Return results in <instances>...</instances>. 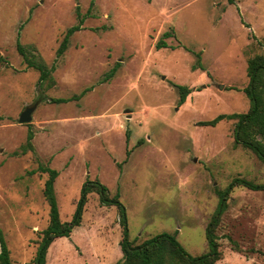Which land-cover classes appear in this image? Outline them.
I'll use <instances>...</instances> for the list:
<instances>
[{
	"label": "rangeland",
	"instance_id": "1",
	"mask_svg": "<svg viewBox=\"0 0 264 264\" xmlns=\"http://www.w3.org/2000/svg\"><path fill=\"white\" fill-rule=\"evenodd\" d=\"M17 40L53 68L51 83L38 84ZM263 52L264 0H0V228L13 264H31L49 221L47 173L30 172L40 164L59 173L62 221L75 217L87 180L124 207L89 192L46 264H116L120 216L135 244L176 233L190 255L206 253V225L224 198L216 264H264V191L228 187L234 178L264 184V163L234 145L235 120L200 124L249 109L247 60ZM172 83L193 88L180 105ZM32 104L31 122L19 123ZM29 129L33 151L23 154Z\"/></svg>",
	"mask_w": 264,
	"mask_h": 264
},
{
	"label": "trees",
	"instance_id": "2",
	"mask_svg": "<svg viewBox=\"0 0 264 264\" xmlns=\"http://www.w3.org/2000/svg\"><path fill=\"white\" fill-rule=\"evenodd\" d=\"M82 18L80 20V23ZM73 25L68 28L57 48V56H60L68 47L70 36L80 28L81 24ZM171 34L164 32L162 37L158 40L156 47L161 48L166 46L165 38ZM16 49L23 57V61L28 67L34 68L39 72L38 84L45 82L51 83L53 81L51 71L53 68H48L42 61H40L32 52V48H26L20 43L16 42ZM200 57V53H197ZM203 67L199 63L192 66V68ZM114 73L112 69L107 79ZM246 73L249 77V82L243 88L244 93L251 101V106L246 112L240 113H221L210 120L201 121V125L214 126L223 119L235 120L233 128L234 145H241L244 148L251 150L264 163V52L255 54L248 58ZM178 90V104H182L186 96L193 90L184 84L172 83ZM87 89L81 93L70 96L68 98H52L53 102H67L81 97ZM34 137L33 131L28 130L26 142L21 146L20 153L33 151L32 139ZM127 157L129 151L126 152ZM126 157V158H127ZM39 171L40 173H47V178L44 182L43 196L49 207V221L47 226L42 230L41 239L37 251L33 257L31 264H46V253L50 244L61 236H69L72 228L79 224V218L84 203L87 200V194L91 191H96L100 194L102 202L116 203L121 214H123L124 207L117 198L107 199L105 194V187L98 180H87L81 189V196L77 201V211L75 217L70 221H62L60 219L58 202L54 190L55 179L58 176V171L54 168L40 164L36 170H31V173ZM245 186L253 190L264 191V184H253L245 179L234 178L230 184L229 189L235 186ZM226 199L221 201L220 207L212 216L211 220L206 225V240L209 247L208 252L192 256L180 245L176 238V233H159L151 239L140 244L131 242L128 237L127 228L124 218L120 216V222L124 225L123 236L120 240V248L122 257L116 264H216L218 260L223 257L218 242L216 229L220 223L222 213L227 209ZM0 264H13L10 249L7 245L4 233L0 228Z\"/></svg>",
	"mask_w": 264,
	"mask_h": 264
},
{
	"label": "water",
	"instance_id": "3",
	"mask_svg": "<svg viewBox=\"0 0 264 264\" xmlns=\"http://www.w3.org/2000/svg\"><path fill=\"white\" fill-rule=\"evenodd\" d=\"M34 108H35V104H32L30 106H26L24 111L20 114V116L18 118V122L21 124L30 123L32 120V112H33Z\"/></svg>",
	"mask_w": 264,
	"mask_h": 264
}]
</instances>
